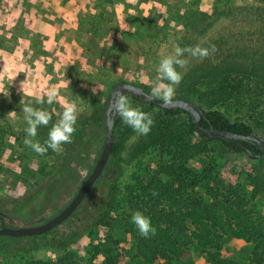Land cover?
Instances as JSON below:
<instances>
[{
  "label": "rangeland",
  "instance_id": "rangeland-1",
  "mask_svg": "<svg viewBox=\"0 0 264 264\" xmlns=\"http://www.w3.org/2000/svg\"><path fill=\"white\" fill-rule=\"evenodd\" d=\"M208 2L211 0H202L201 7L211 12ZM136 7L134 9L123 0H0V86H19L22 92V84L24 93L41 95L55 88L59 93L55 103L58 120L62 112L60 101L75 102L90 116L95 110V104L109 101L116 83L123 80L132 83L154 80L161 55L166 54V42L159 50L160 57L149 62L148 67L135 69L133 56L123 55L121 32L128 29L126 19L137 9L146 13L153 9L149 2L139 3ZM211 21L212 24L196 36L191 47L200 44L211 50L214 45L216 51L208 57L216 62L227 58L240 60L246 55L250 59L261 60L264 57V3L258 0H236L230 14ZM163 22L161 17L157 20L159 25ZM188 59L186 73L201 61L191 57ZM123 60L130 61V68L122 64ZM178 88L174 99L179 96ZM5 95L0 96V108L3 111L0 112V126L11 125L12 122L14 130L20 131L24 119L12 115L7 106L13 97ZM191 98L199 105L198 96ZM133 105L151 113L154 122L163 110L157 104ZM225 112L235 116L232 109ZM244 116L264 139V124L250 115ZM187 120L188 115L185 113L171 118L174 126ZM150 133L137 136L133 131L126 136L120 135V145L115 156L121 163L122 173L116 175L117 170L110 157L102 175L74 212L73 220L62 223L46 235L47 239L56 236L65 240L72 235L73 225L83 232L78 242L68 249L77 264L88 263L94 244L110 245L111 252L119 256L124 264L205 262L203 250L192 245L184 258L143 263L137 253L133 234L125 228L124 219L130 212L125 197L126 187L145 163L157 161L155 151L149 154L139 152ZM7 136L5 139L8 145L1 162L7 170L18 172L22 148L14 137ZM105 136L104 115L90 122V129L80 139L75 150L71 149V145L69 150L63 145L62 153L48 159L47 169H63L58 177H38V180L29 181L22 188H13L9 185L13 177L0 175V203L4 208L0 212L7 215L6 224L27 226L41 218L46 221L61 212L92 172L103 150ZM133 137L136 139L133 140ZM196 141L201 139L197 137ZM204 143L212 148L210 157L202 153L190 161L191 168L203 174L209 185L225 191L230 187L238 191L264 238V159L228 153L220 141ZM46 183L48 185L44 188ZM198 190L206 198L205 187ZM108 199L112 200L106 212L108 224L97 225L94 223L97 211L104 207ZM22 203L27 204L25 209H12ZM47 242L38 235L1 236L0 264H25L36 258L60 256V253L46 245ZM223 244L226 255L237 261L253 258L256 251L254 243L230 235L224 236Z\"/></svg>",
  "mask_w": 264,
  "mask_h": 264
},
{
  "label": "trees",
  "instance_id": "trees-1",
  "mask_svg": "<svg viewBox=\"0 0 264 264\" xmlns=\"http://www.w3.org/2000/svg\"><path fill=\"white\" fill-rule=\"evenodd\" d=\"M258 1L264 3V0ZM123 2L132 5L134 9L139 3L149 2L153 8L148 13L138 9L131 12L126 19L128 29L121 32L123 55L133 56L132 64L135 69H141L148 67L154 58L160 57L159 50L165 42L166 53L171 52L177 45L191 47L196 36L212 24L211 19L233 11L236 0H211L208 2L211 12L202 9V0H123ZM160 17L164 20L161 25L157 23ZM129 63L127 60L122 61L128 68ZM134 84L150 93L148 83ZM19 89V86L10 84L0 86V96H4V93L7 97L12 96L13 99L7 107L18 117L23 118L21 111L23 104L32 102V96L23 94ZM178 93L177 98L189 101H193L191 96L199 97V106L202 108L200 122L203 127L261 138L255 126L245 119L244 115H250L249 117L264 124V57L261 60L250 59L246 55L240 60L227 58L221 62H216L210 57L203 59L195 63L183 76ZM124 94L131 96L133 103L154 104L133 92L127 91ZM109 102L110 98L101 105L95 104V110L90 116L79 108L81 111L73 141L65 144L68 150L70 145L71 149H76L80 139L90 129V122L96 121L99 116L105 115L106 118ZM32 106L52 113V121L47 127L38 128L35 137L44 143L50 128L57 120L56 104L33 103ZM162 109L149 137L139 151L141 154L155 151L157 161L145 163L146 165L134 174L125 191L130 212L125 216L124 225L135 238V247L140 259L143 263L173 261L184 258L192 245H196L206 256L203 264H264V238L242 195L231 187L225 191L209 185L206 177L195 172L190 166V161L202 153L205 157H210L212 148H208L204 142L220 141L228 153L247 154L252 158H260L262 148L250 139L223 140L209 137L197 129L186 110L163 107ZM231 109L235 111L234 117L225 112ZM0 112H3L1 108ZM182 113L188 115V120L174 126L171 118ZM10 123L11 125L0 126V136L4 137H0V175L8 174L13 177L9 183L13 188H22L29 181L38 180V177H58L63 171L62 168L47 169L48 159L58 154L51 149L45 155L37 154L24 143L27 135L24 131L27 127L25 121L20 131L14 130L13 123ZM131 132L133 129L115 116L114 143L110 157L118 176L122 173V166L115 154L120 145V135L126 136ZM6 135L8 138L14 137L22 148L18 172L7 170L1 162L5 147L8 145ZM197 137L201 141H196ZM47 185L44 184V188ZM200 187H205L206 198L199 193ZM153 191L158 195L153 196ZM111 205L112 200L108 199L104 207L97 211L95 224H108L106 212ZM26 207L27 204L22 203L12 209L20 211ZM1 209L4 208L0 203V211ZM135 211H141L151 219L152 225L156 228L154 236L145 238L139 234L131 221L132 213ZM74 216L73 213L65 222L72 221ZM72 230V235L65 240L56 236L47 239L46 235L53 229L38 235L48 240L46 245L54 252L60 253V256L36 258L25 264H77L74 255L68 249L78 242L83 232L75 229L74 225ZM226 235L254 243L256 251L253 258L237 261L228 257L223 244ZM87 264L124 262L111 252L110 245L94 244Z\"/></svg>",
  "mask_w": 264,
  "mask_h": 264
},
{
  "label": "clouds",
  "instance_id": "clouds-1",
  "mask_svg": "<svg viewBox=\"0 0 264 264\" xmlns=\"http://www.w3.org/2000/svg\"><path fill=\"white\" fill-rule=\"evenodd\" d=\"M215 51L214 45L211 46V50L208 47H202L200 44L193 47H181L177 45L171 52L162 54L155 69V79L150 82L146 81L150 87L151 97L158 98L165 104L171 103L176 95V88L186 74L189 65L188 57L203 60ZM178 69H182L183 71ZM21 90L23 94L32 96V102L24 103L21 109L23 119L27 125L24 129L27 134L24 140L25 145L39 155H45L49 149L57 154L62 153L64 151L63 145L70 144L73 141L81 110L75 102L60 101L62 112L59 115V119L50 128L47 139L44 143H41L35 139L38 134V128L49 125L52 121V113L33 107L32 104L43 105L46 103L51 105L56 103L59 93L55 88L48 89L43 95L24 93L22 84ZM112 111L125 125L131 127L137 136L148 135L154 125L152 114L134 106L131 97L125 95L124 92L115 96L112 103ZM12 115L15 116L14 111H12ZM132 139L135 140L136 137ZM21 195H23V191ZM152 195L156 196L158 193L153 191ZM131 221L141 236L149 238L156 234V228L152 225L151 219L141 211L133 212Z\"/></svg>",
  "mask_w": 264,
  "mask_h": 264
},
{
  "label": "water",
  "instance_id": "water-1",
  "mask_svg": "<svg viewBox=\"0 0 264 264\" xmlns=\"http://www.w3.org/2000/svg\"><path fill=\"white\" fill-rule=\"evenodd\" d=\"M133 92L141 96L145 101L150 103L157 104L163 108H182L190 113L197 129L203 134L216 138V139H237V140H246L250 139L256 142L263 150V153L259 155L260 158L264 159V139L256 136H244L236 133H231L227 131H221L214 128H205L201 125V113L202 108L195 102L175 98L169 104H165L163 101L158 98L151 97L150 93L132 82L120 81L116 83L110 93V102L106 112V136L103 150L100 154V157L95 164L92 172L89 174L85 182L82 184L75 197L70 201V203L57 215L52 218L44 221L42 218L38 219L35 223H30L27 226L15 227L8 226L4 222V213L0 212V218L2 219V227L0 228V236L8 235L13 237H26L32 235H40L46 233L62 223H64L80 206L90 189L96 183V181L101 176L109 158L112 153L113 143H114V126H115V115L112 111V103L116 95L121 92ZM38 223V224H36Z\"/></svg>",
  "mask_w": 264,
  "mask_h": 264
},
{
  "label": "flooded vegetation",
  "instance_id": "flooded-vegetation-1",
  "mask_svg": "<svg viewBox=\"0 0 264 264\" xmlns=\"http://www.w3.org/2000/svg\"><path fill=\"white\" fill-rule=\"evenodd\" d=\"M7 218V215L4 213V222H5V224H6V221H5V219ZM10 220V219H9ZM0 221H1V227H2V219L0 218ZM36 224H38V223H36ZM7 225V224H6ZM1 237V236H0Z\"/></svg>",
  "mask_w": 264,
  "mask_h": 264
}]
</instances>
